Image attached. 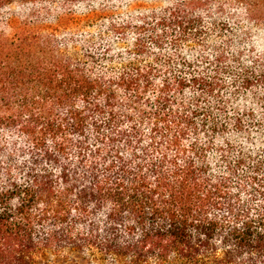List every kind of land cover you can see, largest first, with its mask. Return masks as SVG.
<instances>
[{
    "label": "trees",
    "instance_id": "1",
    "mask_svg": "<svg viewBox=\"0 0 264 264\" xmlns=\"http://www.w3.org/2000/svg\"><path fill=\"white\" fill-rule=\"evenodd\" d=\"M0 264H264V0H0Z\"/></svg>",
    "mask_w": 264,
    "mask_h": 264
}]
</instances>
